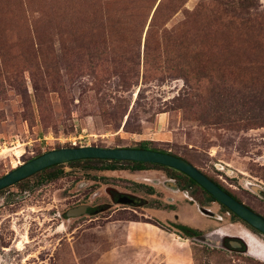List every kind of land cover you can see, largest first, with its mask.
Segmentation results:
<instances>
[{"label": "rangeland", "instance_id": "obj_1", "mask_svg": "<svg viewBox=\"0 0 264 264\" xmlns=\"http://www.w3.org/2000/svg\"><path fill=\"white\" fill-rule=\"evenodd\" d=\"M261 28L264 0H0V178L72 142L102 148L150 142L264 215V127L235 130L200 118L211 112L203 107L207 78L231 85L252 70L264 73V37L247 33ZM167 179L162 169L110 172L79 164L65 165L52 181L31 178L5 189L0 264H167L184 246L170 249L152 226L179 235L168 223L174 216L199 229L215 224L156 185ZM111 191L145 205L116 204ZM196 191L188 189L193 198ZM79 205L106 210L67 218ZM235 225L227 219L217 227ZM147 237L162 241L163 250L151 248ZM187 240L190 264H264V250L257 258Z\"/></svg>", "mask_w": 264, "mask_h": 264}, {"label": "trees", "instance_id": "obj_2", "mask_svg": "<svg viewBox=\"0 0 264 264\" xmlns=\"http://www.w3.org/2000/svg\"><path fill=\"white\" fill-rule=\"evenodd\" d=\"M159 6L160 4L157 6L154 12L152 21L155 19V16L160 9ZM73 7L74 10L75 8H79L77 3H75ZM247 33L257 39L264 37V29L262 28L251 29L250 32L248 31ZM191 52L194 57L196 52L193 48H191ZM220 80L221 79H218L216 80V83L212 84L211 78L206 79V84L209 85V91L207 99H205L204 101L205 103L203 102V107H209L211 109V112H202V115L200 114V118L208 121L209 124L224 125L228 129L235 130H251L264 127V73H262L261 71L255 72V70H252V75H250L246 81L242 82V80L237 79L236 83H231V85H224L223 81ZM185 81L189 83V79H185ZM199 82L200 78H196V80H194V84L188 87L189 91L186 93L187 96L184 98L186 108H191L192 97L195 96L193 94V90H198L196 88V85L198 84L199 86ZM131 148L153 150L177 156L176 154H173L171 152L151 147L150 142H141L137 146ZM180 158L189 162L183 157ZM79 164H84L88 169L110 172H114L117 170H128L131 172H135L150 169H162L167 171L171 178H182V181L180 180L182 186H187L189 184L195 185V182L193 180H191L189 177L182 174L181 172L157 164L130 161L85 159L79 161H72L64 165H54L34 174L33 176L27 179L16 183L13 186H17L31 178H38L39 182H49L63 176L65 165L75 166ZM4 190L5 189L0 190V192H3ZM204 193L211 200H214L206 192ZM103 210L104 207L97 208V211L99 212ZM178 229L182 232L183 238L190 239L199 236L197 230L191 229L189 227L178 226Z\"/></svg>", "mask_w": 264, "mask_h": 264}, {"label": "water", "instance_id": "obj_3", "mask_svg": "<svg viewBox=\"0 0 264 264\" xmlns=\"http://www.w3.org/2000/svg\"><path fill=\"white\" fill-rule=\"evenodd\" d=\"M85 159L150 163L174 169L189 177L235 216L264 235V218L262 216L236 201L190 162L168 153L153 150L102 148L98 146L63 147L53 149L35 158L22 162L18 167L3 175L0 178V190L11 187L54 165H64L72 161ZM119 202L125 203L130 202V200L123 198ZM86 210L87 206L72 208L67 211L66 217L71 218L85 215ZM259 258L264 260V254Z\"/></svg>", "mask_w": 264, "mask_h": 264}, {"label": "flooded vegetation", "instance_id": "obj_4", "mask_svg": "<svg viewBox=\"0 0 264 264\" xmlns=\"http://www.w3.org/2000/svg\"><path fill=\"white\" fill-rule=\"evenodd\" d=\"M150 170H154V169H150ZM150 170L135 171V172H148ZM123 171H126V170H123ZM170 178H171V176H170ZM208 178L212 182H214L218 187H220L224 192H226V193L228 192L227 194H229L236 201H238L239 203L243 204L245 207H247L248 209L252 210L256 214H258V215H260V216H262L264 218L263 214H260V213L256 212L251 207H249L244 202H242L238 197H236L235 195L231 194L229 191L225 190L221 185H219L213 179H211L210 177H208ZM171 179L172 180H168V179L167 180H157L156 185H162L164 188H166L167 190L171 191L172 194H174V196H173L174 198L179 196V198H182V202H187L190 205H193L195 207V209L197 210V212L199 214H201L203 217L215 221L214 225L207 226L204 229H199V228H194V227H190V226H186V225H183V224L176 223L177 222L176 221L177 220V216H174L175 220L174 221H168V223H170L171 226L177 232H179L181 234V236L183 234L178 229V226H186V227H189L191 229L197 230L198 233H199L198 237L190 238L192 240L206 242V243H211L214 246H219V247L226 248V249L233 250V251H245V252H247L248 255L253 254V253L250 252V249H249L250 246H251L252 249L258 251L257 253L253 254L254 257L258 258V254L259 253L262 254V252H260L261 251L260 248H264V241L263 240L261 241L259 236L264 237L263 234H261L260 232H258L257 230H255L254 228H252L251 226L246 224L243 220H241L237 216H236L237 218L234 217L235 215L232 212H230L225 206L220 204L218 201H216L210 195L214 199V200H211L204 193L206 191L204 189H202L196 183H195V185L189 184L187 186H182L181 183L180 184L177 183V180H176L177 177L171 178ZM178 179L180 181L182 178L179 177ZM145 187L147 188L146 189L147 190L146 191L147 195H153L154 194V190H153L152 186H145ZM191 187L197 188L196 198H193L192 196H190V194L188 192V189L191 188ZM247 187H249L248 189L253 191V188H251L250 186H247ZM202 194L206 196L205 197V203H208V202H210L211 204L213 203L214 205L218 206V209L217 210H213L210 206H208L207 204L203 203L202 199H200V196H202ZM110 197L113 199V201L116 204L131 206V207H134V208L143 207L145 205V202L142 199H140V198H136V197L131 196V195H122V194H119V193H117L115 195L114 191L110 192ZM123 198H127L128 200H130V202H125V203L121 202L120 203L119 201L122 200ZM260 199L264 201V190L260 192ZM79 206H87V210H86V214L85 215H93V214L99 213V211H97L98 207L97 208H92L90 205H79ZM169 206H170L169 210L171 212H176L174 207H172L173 205H169ZM100 207H104V206H100ZM104 210H106V207H104ZM221 211H223V212H221ZM100 212H102V211H100ZM226 215H227V217H226ZM227 219H234V220L239 222V226L235 225V226L232 227L233 230L235 228H237L236 229L237 233L233 232V230L231 231L229 229L230 227L227 228V226L226 227H217V225L219 223H225L226 224ZM240 232L243 233V236H244L245 239H247V241L243 237L240 236V234H239ZM247 234H249L250 236L247 235ZM253 237H254V239H253ZM257 248H259V249H257Z\"/></svg>", "mask_w": 264, "mask_h": 264}, {"label": "crops", "instance_id": "obj_5", "mask_svg": "<svg viewBox=\"0 0 264 264\" xmlns=\"http://www.w3.org/2000/svg\"><path fill=\"white\" fill-rule=\"evenodd\" d=\"M152 227H154L156 230H158L160 238L165 239L167 241L166 244L171 246L170 249L175 250L176 245L184 246V250L182 251L183 253L180 254L179 250L176 249L175 254L172 255V257L170 255H168L167 258H169V260H166L167 264H170V262L171 263L173 262L175 264H190L191 253L189 250H187L186 242H189L187 239L181 238L178 234H176L173 231H166L162 228H159L158 226H152ZM147 240H148V244L150 243L151 248H152V246H156V247H158L157 251L160 252L163 250L162 247H163L164 243L162 241L159 242L156 237H153V238L147 237ZM185 246H186V248H185ZM154 250L156 251L155 248H154Z\"/></svg>", "mask_w": 264, "mask_h": 264}, {"label": "bare ground", "instance_id": "obj_6", "mask_svg": "<svg viewBox=\"0 0 264 264\" xmlns=\"http://www.w3.org/2000/svg\"><path fill=\"white\" fill-rule=\"evenodd\" d=\"M219 229H220V228H219ZM239 234H240V236H241V237H243V238H244V236H243V233H242V232H240ZM245 235H246V234H245ZM247 235H249V234H247ZM249 236H250V235H249ZM244 239H245V238H244ZM253 239H254V237H253ZM245 240L247 241V239H245ZM251 240H252V239H251ZM255 242H256V241H255ZM248 244H249V243H248ZM252 244H253V243H252ZM256 245H257V244H256ZM261 245H262V244H261ZM254 246H255V245H254ZM260 247H261V246H260ZM249 249H250V252H251V253H253V254L258 252V251H256V250L252 249V247H251V246H250V248H249ZM257 249H259V248H257ZM260 249H261V250H264V248H260Z\"/></svg>", "mask_w": 264, "mask_h": 264}, {"label": "built area", "instance_id": "obj_7", "mask_svg": "<svg viewBox=\"0 0 264 264\" xmlns=\"http://www.w3.org/2000/svg\"><path fill=\"white\" fill-rule=\"evenodd\" d=\"M71 144H72V145H71L72 147H76V146H75V145H76L75 142H72ZM80 147H81V146H80Z\"/></svg>", "mask_w": 264, "mask_h": 264}]
</instances>
